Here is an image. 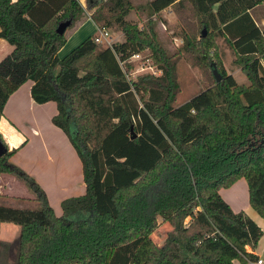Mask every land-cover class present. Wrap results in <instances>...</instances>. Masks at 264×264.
I'll return each instance as SVG.
<instances>
[{
  "label": "trees",
  "instance_id": "obj_1",
  "mask_svg": "<svg viewBox=\"0 0 264 264\" xmlns=\"http://www.w3.org/2000/svg\"><path fill=\"white\" fill-rule=\"evenodd\" d=\"M85 1L92 22L115 24L123 39L100 46L88 34L58 56L66 29L83 14L78 0H0V37L12 45L0 59V116L8 95L31 80L34 102H55L50 120L76 152L84 184L55 214L38 183L8 161L17 147L0 155V172L25 184L37 204H0V222L18 225L14 264L255 260L245 246L254 247L262 229L218 190L243 178L248 204L264 219V28L248 12L264 0L148 1L154 13L188 2L211 33L199 30L195 39L179 31L183 51L221 37L247 79L238 83L210 61L213 82L178 105L176 59L150 27L125 19L130 0ZM66 18L70 24L58 33ZM133 53L150 57L159 72L128 79L119 61L129 69Z\"/></svg>",
  "mask_w": 264,
  "mask_h": 264
},
{
  "label": "crops",
  "instance_id": "obj_2",
  "mask_svg": "<svg viewBox=\"0 0 264 264\" xmlns=\"http://www.w3.org/2000/svg\"><path fill=\"white\" fill-rule=\"evenodd\" d=\"M248 12L254 23L259 28H264V6L256 4ZM85 19L90 20L93 32L95 30L97 33V26L92 20L89 17ZM85 19L76 24L68 34L66 32V40L57 50L58 56L65 54L86 36V34L78 36L76 32H73ZM11 48L12 45L0 37V59ZM229 73L233 76L232 71ZM31 83V80H25L8 95L0 116V135L7 149L17 147L8 157V161L20 167L38 183L44 190L54 213L59 214L56 206L62 198L78 195L84 191L81 164L64 132L50 120L56 112L55 102L52 100L42 103L34 102L29 93ZM2 173L4 174L0 172ZM5 187L4 183L0 184L2 195H15L5 192ZM218 191L232 210L244 211L262 229V234L255 246L251 248L246 245L245 249L254 253L256 257H261V264H264V252L262 251L264 219L248 204L244 179L237 178L228 187L220 188ZM233 262L234 264H250L249 260L246 263H240L234 259Z\"/></svg>",
  "mask_w": 264,
  "mask_h": 264
},
{
  "label": "rangeland",
  "instance_id": "obj_3",
  "mask_svg": "<svg viewBox=\"0 0 264 264\" xmlns=\"http://www.w3.org/2000/svg\"><path fill=\"white\" fill-rule=\"evenodd\" d=\"M78 1L80 5H85V10L82 9L83 14L79 19L72 22L73 26L71 28L66 30L67 34L81 20L89 17L90 12L93 9L86 7L85 0ZM148 1L149 0H130L132 7L124 17L135 24L138 28L150 27L157 42L168 54L173 55L176 59L175 79L178 84V91L175 100L173 101L174 105L184 102L193 94L204 87L209 86L213 82L211 71L209 69L210 61H215L219 65L221 64L226 72L232 71L233 76L238 83L247 82L245 74L233 61V52L230 50L226 41L221 37H215L212 35V38H210L211 44L208 47L196 44L192 51H183L181 48L182 40L179 36V31H182L195 39L200 37L199 30L201 29H204L202 35L211 33L209 28L202 26L200 22L201 16L193 11L188 2L183 1L179 6L168 5L154 13L149 9ZM92 28L93 25L90 23V20L85 19V21L78 25L77 29L73 32H76V35L78 36L82 34L87 35V33L91 34L93 32ZM107 29L110 34L111 43L123 39L121 30L118 29L115 24L109 26ZM93 34H96L95 30ZM99 44L100 46L104 45L103 43ZM139 55V59L131 61L132 65L130 68L138 69L140 65H144L145 68L134 75L142 72L152 73L150 69L155 71L153 74L159 72L150 57L143 56L140 53ZM0 139L4 143L1 135ZM3 183L6 186L4 191L15 195L8 196L0 193V204L30 208L37 207L36 202L31 198L32 194L27 186L17 180L13 175L8 173L0 174V184ZM19 195L24 196L22 199L15 198ZM56 207L58 212H60L59 203H57ZM165 227H167L166 223H159V229ZM152 237L155 238V235H152ZM17 239L18 225L12 222H0V264H14L16 260Z\"/></svg>",
  "mask_w": 264,
  "mask_h": 264
},
{
  "label": "built area",
  "instance_id": "obj_4",
  "mask_svg": "<svg viewBox=\"0 0 264 264\" xmlns=\"http://www.w3.org/2000/svg\"><path fill=\"white\" fill-rule=\"evenodd\" d=\"M82 9L85 10V5L82 4L81 5ZM94 41H96L97 43H103V46H110L111 45V39H110V34L108 32V29L106 27H97V33L94 35ZM140 55L139 53H133L131 54L127 61H132L135 59H139ZM124 63L125 61H119V64L122 68V70L124 71L125 76L128 79L133 78L135 75V73L140 72L141 70H144L145 66L144 65H140V67L138 69H134V68H129L126 69L124 67ZM143 63V62H142ZM150 67V66H148ZM152 73H155V71L153 69H150ZM262 251L264 252V244L262 245ZM250 264H261L262 263V258L261 257H257L255 260H249Z\"/></svg>",
  "mask_w": 264,
  "mask_h": 264
},
{
  "label": "water",
  "instance_id": "obj_5",
  "mask_svg": "<svg viewBox=\"0 0 264 264\" xmlns=\"http://www.w3.org/2000/svg\"><path fill=\"white\" fill-rule=\"evenodd\" d=\"M71 19L70 18H66L62 21H60L57 26H56V31L58 33H62L64 31V29L70 24ZM201 32H204V29H201ZM213 74L215 76V80H218L220 78L219 74L213 69ZM129 131L131 133L130 137L134 136L133 130H132V126L130 125L129 127ZM7 150V147L4 145V143L1 141L0 139V155H2L5 151Z\"/></svg>",
  "mask_w": 264,
  "mask_h": 264
}]
</instances>
